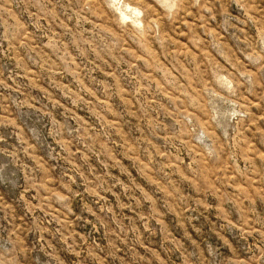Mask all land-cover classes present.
I'll list each match as a JSON object with an SVG mask.
<instances>
[{
    "label": "rangeland",
    "instance_id": "rangeland-1",
    "mask_svg": "<svg viewBox=\"0 0 264 264\" xmlns=\"http://www.w3.org/2000/svg\"><path fill=\"white\" fill-rule=\"evenodd\" d=\"M0 264H264V0H0Z\"/></svg>",
    "mask_w": 264,
    "mask_h": 264
}]
</instances>
